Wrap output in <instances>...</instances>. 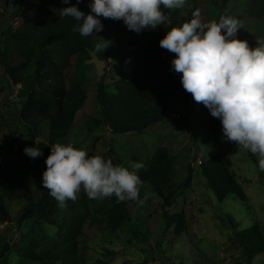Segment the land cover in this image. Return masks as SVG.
Masks as SVG:
<instances>
[{
    "label": "rangeland",
    "instance_id": "obj_1",
    "mask_svg": "<svg viewBox=\"0 0 264 264\" xmlns=\"http://www.w3.org/2000/svg\"><path fill=\"white\" fill-rule=\"evenodd\" d=\"M91 2H81L89 12ZM221 4V0H187L182 10L176 9L171 13V24L158 26L156 33L136 50L126 44L128 29L123 21H116L110 36L98 37L99 42L104 38L107 40L105 43H109L104 50L108 59L101 60L90 51L71 57V65L66 71L68 86L81 85L87 98L65 145L72 144L88 155L105 159H108L107 153L112 145L121 157L123 163L120 165L130 170V161L143 163L145 169L163 140L170 141V152L176 158L171 176L162 187V194L145 183L141 198L147 193L148 199L142 206L133 207L131 221L116 231H111L107 225V213L113 206L112 202L87 197L92 203L93 215L77 238V264H247L242 249L232 242L233 234L236 230L258 224L264 236V172L259 170L257 158L224 138L221 121L212 117L203 103L194 99L190 101L179 93L182 74L175 79L178 95L171 101L166 121L154 123L142 132L123 134L110 133L105 127L96 128L91 122V118L101 116L96 99L100 77L106 73V82L131 78L132 61L141 59L151 48L152 41L159 43L171 28L181 26L197 8L200 9L202 22H219L221 11L239 21L240 29L235 39L253 42L256 46L257 39H264V21L247 13L250 0H229L223 10ZM16 8H8L5 1L0 0V151L10 152L8 166L12 174L28 181L38 198L42 179L23 166L24 149L31 145L28 130L19 115L23 85L11 82L1 62L6 30L21 27L29 19L36 20L31 10H26L23 16ZM161 10L169 13L163 6ZM48 47L59 53H68L63 37L52 40ZM164 51L165 65L158 73L160 79L168 77L172 71L171 61L175 58V54ZM179 117H184L185 123ZM218 153L232 159L231 170L248 196L246 203L234 195L219 202L208 187L201 163ZM117 159L112 155L114 164H119ZM190 173L189 184L183 185ZM7 191L12 220L0 223V246L5 243L22 245L28 241L32 221L21 222L26 202L18 198L16 187L12 186ZM165 210L186 215L187 227L181 234H176L174 227L166 229ZM62 217L63 212L56 215L57 220ZM35 233L40 242L38 251L60 246L64 242L58 228L48 223L35 226ZM138 233L144 235L137 236ZM249 247L253 255L252 263L264 264V245L253 239ZM21 263L39 264L24 260L22 252H12L9 264Z\"/></svg>",
    "mask_w": 264,
    "mask_h": 264
},
{
    "label": "trees",
    "instance_id": "obj_2",
    "mask_svg": "<svg viewBox=\"0 0 264 264\" xmlns=\"http://www.w3.org/2000/svg\"><path fill=\"white\" fill-rule=\"evenodd\" d=\"M8 8L15 9L24 15L31 10L35 21L27 20L21 27H9L4 33V46L1 62L5 67L6 75L14 85H23L20 105V120L28 130L30 147H39L42 156L35 159L25 155L23 166L39 174L40 179L47 170L45 163L51 154V145L55 143L66 144L77 116L87 98L86 91L81 85L70 88L66 71L71 65V57L84 51L94 53L99 59H108L105 52L95 51V44L101 35H111L115 24L113 19L101 21L103 30L91 36L82 37L78 32L73 33L72 27L78 23L70 17H61L60 9L77 6L85 15L89 10L77 0H4ZM221 9L226 7L229 0H221ZM247 10L250 17L264 21V0H250ZM227 17L221 11V17ZM192 18L189 17L188 20ZM126 44L133 50L138 49L146 40H149L156 30L146 29L141 33L127 30ZM63 37L68 45V53H59L49 49V43ZM250 48L256 44L248 42ZM165 51L158 42L152 41L151 48L139 60L132 61L133 73L131 78L113 79L106 82L104 73L97 85V103L101 111L99 118H91L96 128L105 127L110 133L142 132L152 124L166 121L171 101L178 95L174 84L177 76L173 70L166 79L158 77L159 71L165 65ZM110 92V93H109ZM185 98L193 101L190 93L182 86L179 92ZM108 96V97H107ZM179 119L185 123V118ZM40 143H35L36 139ZM170 141L163 140L151 157L147 167L138 175L143 185L148 183L156 193L162 194L163 185L169 180L176 158L170 152ZM112 155L118 157L119 164L123 163L114 147L109 146L108 159ZM10 152L0 151V223L12 220L11 211L7 205L8 189L12 186L17 189V196L26 202L22 210L21 222L32 221V227L25 244L5 243L0 246V264H9L12 252H22L26 261L39 264H77V238L82 234L83 226L93 215L91 201L84 193L78 195L75 202L68 201L65 209L57 206L56 200L49 195L48 189L41 186V195L37 198L32 185L13 175L8 161ZM113 161V160H112ZM232 159L218 153L209 160L201 163L202 173L206 178L208 187L214 192L217 200L223 202L230 195L237 196L246 203L248 196L235 177L231 167ZM191 173L183 183L189 184ZM143 187L141 189L142 197ZM109 199L113 206L107 213V225L111 231L118 230L123 224L131 221L132 208L136 202H118L113 196ZM63 212L61 220L56 215ZM166 229L174 227L176 234H181L187 227L186 215L164 211ZM48 223L56 226L58 232L63 234L64 242L60 246L46 247L38 251L39 238L35 233V226L41 227ZM235 226V225H233ZM166 232V231H164ZM137 233V232H136ZM137 235V234H136ZM144 233H138L142 236ZM257 239L264 245V236L258 224L243 230H236L232 242L242 249L247 264H253V255L249 242ZM26 264V263H21ZM104 264H107L106 262Z\"/></svg>",
    "mask_w": 264,
    "mask_h": 264
},
{
    "label": "clouds",
    "instance_id": "obj_3",
    "mask_svg": "<svg viewBox=\"0 0 264 264\" xmlns=\"http://www.w3.org/2000/svg\"><path fill=\"white\" fill-rule=\"evenodd\" d=\"M82 0H77V4ZM187 0H92L91 12L85 15L77 6L60 9L61 17L77 21L71 31L82 37L103 30L101 17L123 21L128 30L141 33L171 24V13L183 9ZM68 4L69 0H63ZM161 6L169 10L165 14ZM239 21L221 17L219 22H202L200 9L181 26L173 27L159 42L160 47L175 54L172 70L181 75L183 89L197 103L209 109L221 121L224 138L238 148L248 150L264 172V39L249 47L247 41L235 39ZM102 38V37H101ZM104 38L95 51H104ZM38 145L39 139L35 140ZM45 163L42 185L48 189L60 209L75 202L80 193L89 199L116 197L118 202L132 201L142 206L143 181L138 172L145 166L130 161L131 170L100 156L88 155L72 144L55 143ZM30 158L42 156L39 147H26Z\"/></svg>",
    "mask_w": 264,
    "mask_h": 264
}]
</instances>
